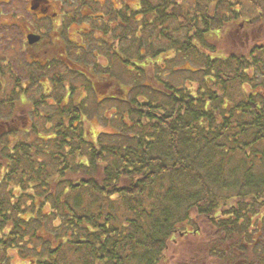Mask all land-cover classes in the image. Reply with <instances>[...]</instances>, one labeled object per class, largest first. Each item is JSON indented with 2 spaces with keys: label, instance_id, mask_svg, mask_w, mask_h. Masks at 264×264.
<instances>
[{
  "label": "trees",
  "instance_id": "trees-1",
  "mask_svg": "<svg viewBox=\"0 0 264 264\" xmlns=\"http://www.w3.org/2000/svg\"><path fill=\"white\" fill-rule=\"evenodd\" d=\"M141 3L133 33L119 34L132 38L114 52L121 67L86 56L54 123L39 131L32 110L2 146L0 264L11 249L21 264H169L180 233L213 256L244 237L248 259L262 256L264 0ZM147 12L161 30L145 32ZM94 116L112 131H94Z\"/></svg>",
  "mask_w": 264,
  "mask_h": 264
},
{
  "label": "flooded vegetation",
  "instance_id": "flooded-vegetation-1",
  "mask_svg": "<svg viewBox=\"0 0 264 264\" xmlns=\"http://www.w3.org/2000/svg\"><path fill=\"white\" fill-rule=\"evenodd\" d=\"M157 1L143 0V7L148 11L152 7L156 10L162 6ZM174 1L177 6L181 0ZM141 6V0H0V113L3 112L0 115V156H3L2 146L11 149L23 125L28 123L25 116L28 109L21 93L23 81L35 80L36 90L40 86L44 93L52 86L44 82L48 72V78L56 85L55 79L67 80L72 69L83 74L86 55L91 52L97 55L96 47L107 46L109 52L117 53V43L122 42L119 34L133 33L135 21L142 15ZM172 9L170 4L167 12ZM149 12L145 15V32L154 27H157L155 31L161 30L158 21L155 26L150 24ZM130 35L128 43L132 41ZM147 41L150 42L149 35ZM92 42L96 47L88 46ZM5 98H11L9 104ZM189 236L188 233L179 235L177 264H264V252L256 256L250 250L252 257L248 259L244 237L236 240L233 235L224 240L219 249L222 255L213 256L208 245L200 240H183ZM184 242L192 247L190 254Z\"/></svg>",
  "mask_w": 264,
  "mask_h": 264
},
{
  "label": "rangeland",
  "instance_id": "rangeland-1",
  "mask_svg": "<svg viewBox=\"0 0 264 264\" xmlns=\"http://www.w3.org/2000/svg\"><path fill=\"white\" fill-rule=\"evenodd\" d=\"M176 9H179L176 7ZM122 42H123V39H122ZM122 42H118L117 44V50L119 51L120 47H123L125 49V46L126 45H129V44H125L123 45ZM126 42V41H124ZM130 43V42H129ZM90 48H94L96 47L94 42L90 43L88 45ZM225 47V44H223L222 48ZM97 49L95 50V52L97 53V55H95L94 52H91L89 55H86V56H89L90 58V62H93V63H97L98 65L99 64H106V63H112V69H118V67H121V65H119V61L115 59L116 55H114V53H111L109 52V50L107 49V46L105 47L107 49V54L104 56L103 53H104V48H101V47H96ZM89 49V48H88ZM106 52V51H105ZM110 53V54H109ZM107 55L109 56V58L107 57ZM193 61V60H191ZM194 62V61H193ZM197 66L200 64L199 63H196ZM91 65V64H90ZM97 65V66H98ZM99 68V66H98ZM167 70H163V73H161L162 75H166L167 79H169L168 75L165 74ZM41 74V73H39ZM188 75V74H186ZM184 75V76H186ZM49 76V72L48 74L45 75V81H48L50 83V85H52L50 88H49V91L48 90H45L44 91V97H42L39 93V91L36 90V86H35V83L33 81H30L29 83L23 81L22 83V88L24 90H21V93L24 94V100L23 103L24 105L26 106V108L28 109V111L25 112V115L27 113V116H26V119L29 120V121H33L34 120V117H35V127H37V129L39 131H44V129H47L49 128L53 123H54V112H55V109H57V103L59 102V106L63 105L64 103V99L68 93V86L70 84V81L72 82V80H70V78L68 77L67 80L64 81V86L62 87V85L60 84H57L55 85V83L53 84V82L48 78ZM25 77V75L23 76ZM188 80H183L182 84H184V86H189V83H187ZM193 83V86H196V84L198 83L197 81H194L192 82ZM39 93V94H38ZM57 93H60L61 95V98H57ZM80 93L83 94L84 93V90H80ZM87 99L88 102H91L93 103L94 101H96V99H100L99 96H97V98L92 95V94H87ZM11 98H5L4 101L9 104ZM86 100V101H87ZM32 101L34 102V105L32 104ZM36 102V103H35ZM40 102V103H39ZM61 102V103H60ZM109 103L111 102H107V107L108 110L107 112H105V114H109V111L111 112L113 110V108L108 105ZM105 108H103L100 112H104ZM34 112V117H33V111ZM3 114V112L0 113V115ZM49 117V118H48ZM100 117H93V118H90L88 121H89V124L90 126L93 128L94 131H98V130H103V131H107V132H110L112 131V127L110 126V124H107V126H103L101 125V122H100ZM23 127H25V125H23ZM231 201H234L233 199ZM263 210V214L261 215V219L264 221V206L262 208ZM207 230L206 228L204 229V226H203V230H202V233H206ZM190 239H196V240H200L201 243L203 242V237L200 235L199 237H191ZM205 244V243H203ZM176 246V250H175V247H174V244H172L171 248L168 252V257L170 259H168V262L169 264H177V262L179 261V255L177 254L178 251H180V245L179 244H175ZM186 251V250H185ZM176 252V253H175ZM9 255H10V259L9 260V264H21L22 261L19 257V255L17 254L16 251L14 250H9L8 251ZM175 255V259H174V256Z\"/></svg>",
  "mask_w": 264,
  "mask_h": 264
}]
</instances>
